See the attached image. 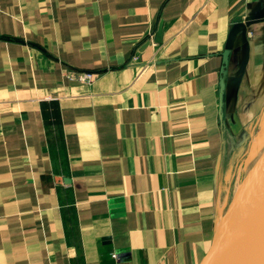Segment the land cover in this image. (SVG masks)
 I'll return each instance as SVG.
<instances>
[{
    "label": "crops",
    "instance_id": "1",
    "mask_svg": "<svg viewBox=\"0 0 264 264\" xmlns=\"http://www.w3.org/2000/svg\"><path fill=\"white\" fill-rule=\"evenodd\" d=\"M263 154L264 0H0V264H201Z\"/></svg>",
    "mask_w": 264,
    "mask_h": 264
},
{
    "label": "water",
    "instance_id": "2",
    "mask_svg": "<svg viewBox=\"0 0 264 264\" xmlns=\"http://www.w3.org/2000/svg\"><path fill=\"white\" fill-rule=\"evenodd\" d=\"M201 264H264V154L233 195Z\"/></svg>",
    "mask_w": 264,
    "mask_h": 264
},
{
    "label": "built area",
    "instance_id": "3",
    "mask_svg": "<svg viewBox=\"0 0 264 264\" xmlns=\"http://www.w3.org/2000/svg\"><path fill=\"white\" fill-rule=\"evenodd\" d=\"M70 75H73L82 81L90 82L95 76V72L91 71H78V70H70Z\"/></svg>",
    "mask_w": 264,
    "mask_h": 264
}]
</instances>
